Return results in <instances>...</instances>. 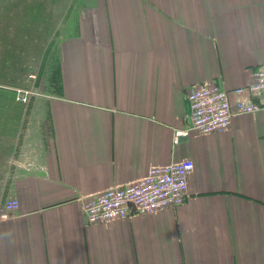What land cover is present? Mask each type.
<instances>
[{
	"label": "crops",
	"instance_id": "0c3cea01",
	"mask_svg": "<svg viewBox=\"0 0 264 264\" xmlns=\"http://www.w3.org/2000/svg\"><path fill=\"white\" fill-rule=\"evenodd\" d=\"M56 21L27 99L0 98V208L18 200L0 218V264H264V107L178 133L194 86L233 101L253 81L264 0H79ZM183 158V203L87 222V195Z\"/></svg>",
	"mask_w": 264,
	"mask_h": 264
},
{
	"label": "built area",
	"instance_id": "2783aa9c",
	"mask_svg": "<svg viewBox=\"0 0 264 264\" xmlns=\"http://www.w3.org/2000/svg\"><path fill=\"white\" fill-rule=\"evenodd\" d=\"M232 92L235 95L233 101L228 91L214 83H202L190 89L187 93L189 127L178 133L186 136L190 129L200 134L223 132L230 127L235 115L253 113L263 108L264 103L250 100L247 95L264 94V63L254 70L252 82L236 87ZM16 93L23 100L30 94L23 88H17ZM193 166L189 158L168 164H154L149 166L143 176L132 182L87 195L82 204L87 222H108L124 218L130 213L152 214L183 203L188 195L187 180ZM17 208L16 198L4 200L0 218H5Z\"/></svg>",
	"mask_w": 264,
	"mask_h": 264
},
{
	"label": "rangeland",
	"instance_id": "374dc122",
	"mask_svg": "<svg viewBox=\"0 0 264 264\" xmlns=\"http://www.w3.org/2000/svg\"><path fill=\"white\" fill-rule=\"evenodd\" d=\"M77 1L0 0V98L13 97L14 93L16 97L17 88L13 89V83L17 73L21 75L23 89L31 93L26 88L30 85L28 78L23 80L24 74L28 70L33 74L37 69L44 70L42 54L46 47L50 52L54 51L56 43H51L52 33L57 18L62 14V7L68 2Z\"/></svg>",
	"mask_w": 264,
	"mask_h": 264
},
{
	"label": "water",
	"instance_id": "95a60500",
	"mask_svg": "<svg viewBox=\"0 0 264 264\" xmlns=\"http://www.w3.org/2000/svg\"><path fill=\"white\" fill-rule=\"evenodd\" d=\"M130 206L133 208V205H132V203H130Z\"/></svg>",
	"mask_w": 264,
	"mask_h": 264
}]
</instances>
